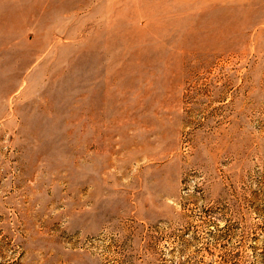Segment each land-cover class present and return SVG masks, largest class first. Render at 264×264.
I'll return each mask as SVG.
<instances>
[{"label":"rangeland","instance_id":"rangeland-1","mask_svg":"<svg viewBox=\"0 0 264 264\" xmlns=\"http://www.w3.org/2000/svg\"><path fill=\"white\" fill-rule=\"evenodd\" d=\"M0 264H264V0H0Z\"/></svg>","mask_w":264,"mask_h":264}]
</instances>
